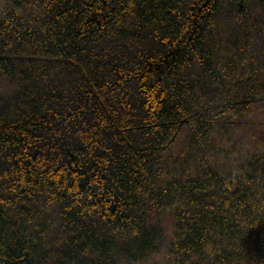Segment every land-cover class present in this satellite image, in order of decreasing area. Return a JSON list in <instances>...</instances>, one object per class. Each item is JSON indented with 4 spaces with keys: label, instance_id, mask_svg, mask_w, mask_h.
<instances>
[{
    "label": "trees",
    "instance_id": "trees-1",
    "mask_svg": "<svg viewBox=\"0 0 264 264\" xmlns=\"http://www.w3.org/2000/svg\"><path fill=\"white\" fill-rule=\"evenodd\" d=\"M0 264H264V0H0Z\"/></svg>",
    "mask_w": 264,
    "mask_h": 264
}]
</instances>
